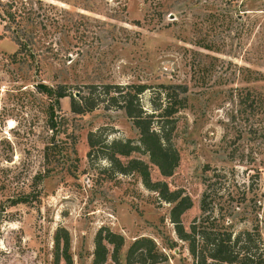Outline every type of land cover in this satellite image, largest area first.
<instances>
[{
    "label": "rangeland",
    "instance_id": "374dc122",
    "mask_svg": "<svg viewBox=\"0 0 264 264\" xmlns=\"http://www.w3.org/2000/svg\"><path fill=\"white\" fill-rule=\"evenodd\" d=\"M44 1L76 21L74 49L81 52L70 67L76 55L64 65L52 62L43 79L51 84L53 79L81 85L145 84L151 88L140 99L148 111L159 101L154 95L158 85L184 86L186 108L175 116L179 164L173 175L161 176L144 155L132 154L121 162L144 161L152 182L190 197L192 206L181 216L186 232L200 216L207 190L214 217L233 213L235 233L258 223L264 243V12L249 11L264 9V2ZM235 18H249L245 23L252 24L241 38ZM3 26L1 21L0 33ZM58 37L64 41L63 35L54 34L48 40ZM15 50L9 36L0 40V207L21 190L30 201L0 211V264H56L61 255L55 245L59 230L68 235L71 264H91L101 229L124 238L120 264H126L128 248L141 237L154 244L157 264H191L188 245L178 239L169 220L171 205L144 187L137 173H116L103 157L112 141L138 138L122 110L100 108L74 116L69 99L61 100L63 134L56 140L58 147L44 158V100L32 82L16 81L7 72L6 56ZM10 69L17 71L16 66ZM76 89L71 88V94ZM89 133L101 142L90 156ZM44 172L45 178L37 177ZM107 248L105 264H115L112 246Z\"/></svg>",
    "mask_w": 264,
    "mask_h": 264
},
{
    "label": "trees",
    "instance_id": "16d2710c",
    "mask_svg": "<svg viewBox=\"0 0 264 264\" xmlns=\"http://www.w3.org/2000/svg\"><path fill=\"white\" fill-rule=\"evenodd\" d=\"M253 8L249 9L251 15L259 14V11L264 12V9ZM63 14L68 15L67 12L52 3H45L44 0H0V22H4L0 40L9 36L16 46L15 52L6 56L7 72L14 75L16 81L32 82L30 85L36 95L44 100L42 105L45 115L44 158L58 147L56 140L63 134L66 119L59 115L61 100L69 99V110L74 116H82L100 108L122 110L137 130L138 138L136 141H112L106 146L103 157L109 161L116 173L122 175L137 173L144 187L156 192L161 200L171 205L169 220L174 225L178 239L187 243L192 257L191 264H264V243L258 223L250 230L235 233L232 228L234 214L224 212L214 217L205 190L200 201V216L191 222L189 232H186L181 223V216L192 206L190 197L183 196L179 191H169L165 183L152 182L144 161L130 159L123 164L120 160L129 158L132 154L144 155L158 169L161 176L167 178L173 175L179 164V153L174 144L175 116L186 108L187 91L184 86L158 85L160 90L155 91L154 95L159 101L152 105L151 111H148L140 99V96L151 88L145 84L122 86L104 83L97 85L95 82H89L81 85L76 83L77 81L58 82L54 79L55 83L51 84L43 79L52 62L64 65L69 58L76 55V59H72L68 64L70 67L80 57L81 51L74 49L78 33L76 21L73 23L72 16L65 18ZM248 19H233L239 38L247 26L252 27V24L245 23ZM53 34L63 35L64 41L59 37L48 40ZM201 44L203 48L212 50L209 44ZM14 66L17 68L15 74L10 69ZM27 86L19 88L22 90ZM73 87L77 88L75 90L77 97L70 92ZM248 98V96L247 99L244 98L243 102H248ZM94 137L93 133L87 136L90 148L88 156L91 155L93 148L101 143L95 142ZM46 176L44 172L39 173L37 177ZM29 201V195L21 190L16 197H7L0 211ZM55 245L58 253L61 248V255L56 256V264L59 260L71 264L68 254L69 238L65 231H57ZM107 245L112 246L110 257L113 262L120 264L118 252L124 245V238L107 229H101L95 236L91 264L106 263L109 256ZM158 258L152 241L141 237L135 239L128 248L126 264H145L148 259H150L148 264H157Z\"/></svg>",
    "mask_w": 264,
    "mask_h": 264
},
{
    "label": "water",
    "instance_id": "95a60500",
    "mask_svg": "<svg viewBox=\"0 0 264 264\" xmlns=\"http://www.w3.org/2000/svg\"><path fill=\"white\" fill-rule=\"evenodd\" d=\"M78 94L75 95V97H77Z\"/></svg>",
    "mask_w": 264,
    "mask_h": 264
}]
</instances>
